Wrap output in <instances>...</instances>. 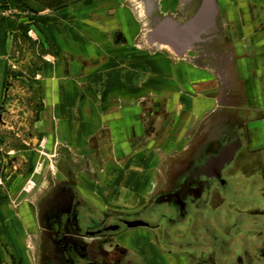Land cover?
<instances>
[{
    "label": "flooded vegetation",
    "instance_id": "flooded-vegetation-1",
    "mask_svg": "<svg viewBox=\"0 0 264 264\" xmlns=\"http://www.w3.org/2000/svg\"><path fill=\"white\" fill-rule=\"evenodd\" d=\"M214 42L204 40L193 50L205 54ZM215 54L221 63L235 62L229 54ZM233 93L221 106L215 97L192 101L191 115L201 116L202 123L169 135L172 102L142 99L123 130L125 152L113 155L124 164L168 135L173 146L159 154L156 168L165 177H158L144 200L142 189L137 193L139 205L122 209L101 203L78 176L58 182L31 213V245L40 263L264 264V129L252 127L253 110ZM109 137L113 142L114 135ZM92 164L71 170L88 181L87 175L106 165L100 157Z\"/></svg>",
    "mask_w": 264,
    "mask_h": 264
},
{
    "label": "crops",
    "instance_id": "crops-1",
    "mask_svg": "<svg viewBox=\"0 0 264 264\" xmlns=\"http://www.w3.org/2000/svg\"><path fill=\"white\" fill-rule=\"evenodd\" d=\"M21 1L28 9L39 13L40 17L43 16L42 19H39L45 26L53 28V32H49V36H51L49 40L54 44L55 49L52 62L44 63L38 67V70L33 68L29 75L23 71L18 72L12 64L15 50L12 40H10L9 31L0 24V104L5 94L14 91L16 87L18 89L20 81L11 82L12 74L16 80H22L24 92L26 87L29 95L37 94L40 99V107L35 111L32 127L26 130L28 131L27 142H34L27 144L25 149L26 157L28 160L30 158L29 164L22 162L26 171L19 172L13 178L14 182L10 187L12 194L10 198L21 194L23 200L19 199V203H21L17 205V208L15 200L18 199L16 197L14 200L8 197L7 201L0 199V231L4 230V227L8 229L7 223L1 224L3 214L13 216L16 212L24 232L31 234L33 230L30 228L31 213L34 212L33 210L36 209V205L40 201L45 200L49 190L52 191L58 186V182L64 181L65 178L75 179L77 176L79 181H85L86 185L91 182L92 186H95L97 181H100L98 170L95 172L97 174L91 178L86 176L88 182L85 180L84 174L73 172L71 169L77 168L75 166L78 163L84 164L87 169L93 168L92 163L100 157L95 155V152L102 153L97 139L103 136L97 133L102 132L104 128L114 135V141H111V146L108 149L111 152V159L109 158L110 160L107 162H117L120 166L123 160L113 154L123 152L122 148L127 147L123 130L126 129L128 123L127 116L132 113L134 116L136 115L130 106L131 112H127V103L121 102L120 92L124 90L126 93L130 89L135 94L139 87L138 82L142 83L146 80L153 83L155 73L156 76H160L162 73L168 75V78L174 77L176 62L175 52L168 46L167 51L171 54L168 52L163 54L161 58L163 62L152 53L153 50L150 54L142 51L143 41L140 36L142 29L140 30L139 26L142 21L140 23L136 19L133 21L131 15L124 14L119 17V20L113 22L117 26L111 30L109 39L104 42L108 45L105 48L99 43L100 39L95 38L90 42L80 38V36H88L80 35L77 28L78 9L73 17L71 8L55 12L45 7L44 9L34 0ZM153 1L155 10L159 11V15L155 19L166 17L179 24L185 23L194 13L197 8L194 6L199 2V0ZM215 1L219 9L215 25L216 32H211L208 37L204 36L203 39L208 40L207 38H209L214 39L216 43L221 42L218 51L222 58L228 54L231 55L232 58H235L232 66L235 67L237 76L247 75L246 80L237 78L235 86L231 89L240 88L243 90L240 97L236 92L233 93V96H238L239 100H242L241 103L253 110L251 122L254 125L252 127L264 129V0ZM144 2L145 10L150 11L148 0ZM63 18H66L67 23H63ZM64 25L67 26V32H62ZM147 43L149 44L148 40ZM89 59L92 61V65L86 66ZM160 63L163 65L161 71ZM18 73H22L24 76L22 78L16 76ZM257 73L260 75L256 79ZM144 74L147 77H144ZM18 75L21 76V74ZM215 87L218 89L217 86ZM226 96L224 91L216 93L217 106H221L220 102L226 99ZM167 99L168 103L172 102L171 109L174 111V120L181 121L184 127L187 117L185 118L180 113L184 104L182 98L175 99L173 97L171 99L168 95ZM141 100L137 103L135 110H138ZM255 111L258 112L255 113ZM3 118L4 114H0L1 121ZM218 120L222 125L221 129L225 128V117L222 116ZM0 135L3 138L5 136V131L1 127ZM2 142L3 140L0 139V150L4 147ZM22 143L26 144V142ZM57 151L73 153L72 155L75 157L66 156L64 159L62 154H58L53 166L51 163L44 165L47 162L45 160L52 158V154L58 153ZM65 161L70 164L68 165ZM102 161L106 162L103 158ZM63 162L64 165L61 167ZM59 163L61 164L59 165ZM12 164H14L13 161ZM108 165L103 167L104 170L108 168ZM13 168L17 169L16 166ZM2 175L1 172L0 176ZM140 200V197L136 198L135 206L141 202ZM4 221H8V219ZM4 243L0 240V250H3L1 244ZM4 257H0L4 264H13L9 260L10 258L4 260L6 259Z\"/></svg>",
    "mask_w": 264,
    "mask_h": 264
},
{
    "label": "rangeland",
    "instance_id": "rangeland-1",
    "mask_svg": "<svg viewBox=\"0 0 264 264\" xmlns=\"http://www.w3.org/2000/svg\"><path fill=\"white\" fill-rule=\"evenodd\" d=\"M34 1L39 3L43 8H59L55 12L63 11L67 8L70 10L71 8L73 10V17H75L74 14H76V9H78L77 28L80 35L88 36H80V38L87 39L90 42L95 38H97V40L100 39V42H98L105 48H107L108 45L104 42L109 39L111 30L117 26L114 25L113 22L119 20V17L124 14L128 16L131 15L133 21H135L134 19L139 23L142 21V24L139 26L140 30L142 29L140 36L143 41L141 45L144 53L148 52L150 54V52H152L151 50H153L152 53L157 56L161 62H163L161 59L163 54L167 52L171 54V52L167 51V46L147 43V36L151 28L150 24L153 19L159 15V11L155 10L156 8L153 0L148 1L152 3L154 8L150 13L145 10V0ZM148 2L147 4H150ZM42 17L43 16H39V13L28 9L21 0H0V24L9 31L10 40H12L15 50L12 58L14 62L12 64L15 66L14 69L16 71L26 72V75H29L33 68L38 70V67L44 63L52 62L54 57V44L49 40V37H51L49 36V32H53V28L48 27V25L45 26L40 20ZM63 23H67L66 18H63ZM66 27V25L62 26V32L68 31ZM221 44V42H214L210 47H206L207 52H205V54L201 52L196 53L194 50L186 52L181 58L175 54L176 63L174 66V77L168 78V75L162 73H160V76H156L155 73L153 83L146 80L142 82L143 84L138 82L137 85H139V87L135 94H133V91L130 89H128L126 93L124 90L121 91V102L127 103V112H131L132 109V111L137 114L138 110H135V107H137V103L142 98L157 97L159 100L163 101L166 100L169 95L171 99H173V97L175 99L179 97L182 98L184 104L181 107L180 113L184 115L185 118H191L194 116L191 115L192 101L196 102L200 99L208 102L209 99H214L216 93H219V91H224V94L227 95L226 98H230L232 94L230 86H235L237 78L239 80H241V78L242 80H246L247 75L242 74L237 76L235 67L232 66V64L228 65L225 62L221 63L219 62L220 60H216L219 57H216L215 51L218 50ZM229 45H231V43ZM90 64L92 65V61L89 59L88 62H86V66H91ZM10 66L12 67L11 64ZM161 68L163 69L162 63H160V71L162 70ZM18 74H21V76ZM18 74H16L18 77L22 78L24 76L22 73ZM145 75L146 74H144V77H147ZM259 75L257 73L255 78L257 79ZM12 79V81L10 80L11 82L20 81L18 82L20 83L18 89L16 87L14 91L5 94L0 104V114H4V118L2 121L0 120V127L5 131L4 138L0 135V139L3 140L2 144L4 145L0 150V174L1 172L3 174L0 176V199L6 201L8 197L10 198L12 195L10 193V187L12 182H14L13 178H15L19 172L26 171L22 162H24V164H29L30 158L28 160L26 157L25 149L27 148V144H33L34 142H27L28 131L26 130L32 127L35 111L40 107L39 96L37 94L29 95L28 90L26 91V87L24 92L22 80H16L13 74ZM215 86H217L218 89ZM242 90L243 89L240 88L235 90L239 97ZM187 93H190V95H186ZM207 111L203 110L201 112L204 113ZM127 117L128 119L135 118L134 113ZM200 118L202 117H197L196 115V117L194 116V118H192V121L187 119V123H184L182 129H185L186 124H188V126L191 125V127L194 126L192 129L188 127L191 130L198 128L202 123V119L200 120ZM181 124V121L173 120L166 128L168 135L173 134L176 127L178 130ZM97 134H102L103 136L97 139L102 153L95 152V154L100 156L101 159L103 158L106 161L105 163L107 165L109 163V165L107 169L98 171L100 181H97L96 185L92 186L93 184L88 180L89 183H87V187H89V191L94 193L101 203L110 205L112 208H134L135 203L137 204L136 198L140 197L137 193L142 189L141 195L143 197L142 200H144L149 192L155 188L156 182H159L158 177H165L164 173L166 174V172H163V174L160 172L158 173V169H156L159 168L160 162L162 161L159 154L162 155L161 152H164L167 148L171 149L173 145H171L168 135H163L160 138V142L156 144L153 150L143 151L131 158H127L126 162H123L124 164L120 163L119 166L117 162H107L111 159V152L108 151L111 146L109 137L110 132L104 128L102 132L100 131ZM22 142H26V144ZM18 144L20 146H17ZM155 150L157 151L155 152ZM57 152L58 153L55 152L52 154V158L45 160V162H47L44 165L51 163L53 166V162L56 161L58 154H62V158L65 157L64 159H66V156L75 157L72 155L73 153ZM157 152L158 156L156 157ZM54 154L55 157L53 158ZM12 161L14 164L11 165ZM152 162L154 164H152ZM66 163L68 165L70 164L68 162ZM60 164L61 163H59V165ZM63 165L64 162L61 164V167H63ZM13 166H16L17 169H14ZM154 175L156 178H154ZM14 197L18 199L15 200L17 207V205L21 203H19V199L21 198L22 201L23 197L21 194H16ZM14 197L10 199L14 200ZM139 204L140 202H138V205ZM5 219H8V221H4ZM6 223L8 229L4 227L5 229L0 231V240L5 242L1 244L3 250H0V257L5 256L4 258L6 259L4 260L10 258L9 260H11L13 264H41L39 257L36 255L31 245L33 236H31L30 233L24 232L16 212H14L13 216L10 214L5 216L3 214V222H1V224L5 225ZM0 264H4V261L0 260Z\"/></svg>",
    "mask_w": 264,
    "mask_h": 264
},
{
    "label": "water",
    "instance_id": "water-1",
    "mask_svg": "<svg viewBox=\"0 0 264 264\" xmlns=\"http://www.w3.org/2000/svg\"><path fill=\"white\" fill-rule=\"evenodd\" d=\"M149 1V0H148ZM150 11L154 10L152 3ZM149 11V12H150ZM218 6L215 0H200L194 13L183 24L169 18L155 19L148 33L150 44H159L172 48L178 57L196 48L211 32H216L215 25L218 16ZM212 37V36H211ZM209 39V38H207ZM240 145L237 144V147Z\"/></svg>",
    "mask_w": 264,
    "mask_h": 264
},
{
    "label": "trees",
    "instance_id": "trees-1",
    "mask_svg": "<svg viewBox=\"0 0 264 264\" xmlns=\"http://www.w3.org/2000/svg\"><path fill=\"white\" fill-rule=\"evenodd\" d=\"M47 8H48V7H47ZM48 9H50V10H52V11H56V10H58L59 8H58V9H55V8H53V7H51V8L49 7Z\"/></svg>",
    "mask_w": 264,
    "mask_h": 264
}]
</instances>
